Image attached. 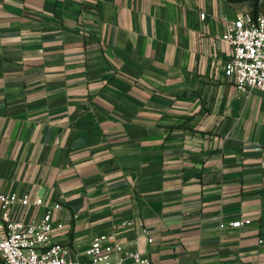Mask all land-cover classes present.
<instances>
[{"label": "crops", "instance_id": "obj_1", "mask_svg": "<svg viewBox=\"0 0 264 264\" xmlns=\"http://www.w3.org/2000/svg\"><path fill=\"white\" fill-rule=\"evenodd\" d=\"M245 11L264 0H0V191L44 202L13 215L51 209L79 254L264 264V92L224 74Z\"/></svg>", "mask_w": 264, "mask_h": 264}, {"label": "built area", "instance_id": "obj_2", "mask_svg": "<svg viewBox=\"0 0 264 264\" xmlns=\"http://www.w3.org/2000/svg\"><path fill=\"white\" fill-rule=\"evenodd\" d=\"M205 18V14H201ZM222 40L230 45L231 53L225 62L224 74L244 92H264V11H245L228 21ZM44 205L40 196L34 198L17 192L0 191V259L2 264H150L138 250L126 251L113 234H102L90 240L82 253L73 247L54 243L53 213L47 209L39 219L15 217L16 207ZM249 219L228 224L240 228ZM57 227H62L61 223ZM225 227V225H221ZM145 232V230H143Z\"/></svg>", "mask_w": 264, "mask_h": 264}, {"label": "rangeland", "instance_id": "obj_3", "mask_svg": "<svg viewBox=\"0 0 264 264\" xmlns=\"http://www.w3.org/2000/svg\"><path fill=\"white\" fill-rule=\"evenodd\" d=\"M258 0H252V4L255 6Z\"/></svg>", "mask_w": 264, "mask_h": 264}]
</instances>
